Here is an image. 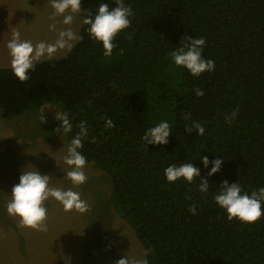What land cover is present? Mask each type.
<instances>
[{
	"label": "trees",
	"instance_id": "obj_1",
	"mask_svg": "<svg viewBox=\"0 0 264 264\" xmlns=\"http://www.w3.org/2000/svg\"><path fill=\"white\" fill-rule=\"evenodd\" d=\"M101 3L117 6L116 0H82V7L94 17ZM124 4L134 16L114 40L111 57L82 23L72 50L38 62L27 82L11 68L0 69L1 116H20L56 98L73 124L71 140L76 125L86 121L81 152L87 164L111 177L112 207L144 251L153 250L149 264H264V215L255 224L229 221L214 199L224 181L239 183L249 195L264 187V0ZM186 36L206 40L202 55L215 61L214 72L193 77L176 66L170 53ZM186 113L189 120L182 118ZM105 117L115 128H105ZM161 121L171 127L168 144H145V132ZM195 122L205 127L204 136L187 131ZM217 159L224 161L221 170L209 176ZM183 163L208 180L207 193L199 191V178L167 181L164 170Z\"/></svg>",
	"mask_w": 264,
	"mask_h": 264
},
{
	"label": "rangeland",
	"instance_id": "obj_2",
	"mask_svg": "<svg viewBox=\"0 0 264 264\" xmlns=\"http://www.w3.org/2000/svg\"><path fill=\"white\" fill-rule=\"evenodd\" d=\"M53 13L51 0H0V69L11 68L7 44L15 31L33 45L55 43L58 32L68 28L80 37L82 15L64 25L63 17L53 19ZM53 23L55 31L49 27ZM77 42H71L73 47ZM72 48L59 50L51 60L63 58ZM57 112H66L65 107L51 98L20 116L4 119L0 114V264H116L125 253L132 259L143 257L144 247L134 229L112 207L111 177L87 164L86 183L74 187L67 178L70 169L64 157L71 139L55 119ZM32 167L50 177V187L79 192L90 211L65 212L50 198L45 202L47 232L20 227L19 217L8 214L7 204L22 170H35Z\"/></svg>",
	"mask_w": 264,
	"mask_h": 264
},
{
	"label": "clouds",
	"instance_id": "obj_3",
	"mask_svg": "<svg viewBox=\"0 0 264 264\" xmlns=\"http://www.w3.org/2000/svg\"><path fill=\"white\" fill-rule=\"evenodd\" d=\"M117 6L110 9L107 3H101L98 13L93 17L89 10H82V0H51V7L54 10L53 19L56 16L63 17L64 25H71L76 15H82V23L88 25L87 31L90 36L98 42H101L104 48V56L111 57L113 50L116 48L114 40L124 30L130 28L131 19L134 16L132 8L125 6L124 0H116ZM50 30L55 31V23L51 24ZM127 38H131L130 36ZM81 39L71 28L58 32V39L55 43L39 42L35 45L31 41L21 40L19 31L12 33V38L7 44L11 55V68L14 75L25 83L30 79L29 72L35 71L37 62L43 59L51 60L59 50L71 49V42ZM206 45L204 38L185 37L182 46L176 48L170 53L177 67L186 68L193 77H199L204 73L215 71V61L203 58V49ZM197 97H203V89H195ZM238 116V110L233 111L230 116H226L227 124H231ZM185 120L191 118L190 113L182 117ZM55 119L62 124L63 134L73 131V124L69 119L67 112H57ZM42 123H46L45 116L41 117ZM105 128H115V123L111 118L105 117ZM76 127L79 132L72 138L67 146V154L64 157V163L69 166L66 172L67 178L72 182L74 187H79L86 183L87 175L84 171L87 166V159L82 154V143L88 137V127L86 121H81ZM193 129L197 130L199 136L205 134V127L199 122H195L187 131L191 133ZM60 129L56 130L57 134ZM171 134V127L167 121H161L157 126L149 128L142 137L145 144L167 145L168 138ZM95 138L92 143H95ZM202 162L207 168L209 160L203 157ZM224 161L217 159L212 161L209 176H214L221 170ZM22 170L20 183L13 186L11 200L7 204V212L10 216L19 217V226L29 228L37 232H47V208L45 202L54 198L62 206L65 212H78L85 214L90 211L87 201L81 199L79 192L71 189L62 190L50 187V177L41 175L38 169ZM166 179L170 183H175L181 178L189 184L193 183L196 178L200 179L199 191L207 193L209 190L208 180L201 176L198 168L192 163H183L179 166L173 164L164 170ZM190 198V197H189ZM215 203L222 209L226 210L229 221L239 219L245 224H255L258 222L264 212H262V202H264V187L258 191H253L251 195L243 192L239 183L229 185L224 181L222 188L214 197ZM190 211L196 214V206L192 205ZM153 250L148 249L143 253V257L132 259L125 253V258L119 259L116 264H149L148 255Z\"/></svg>",
	"mask_w": 264,
	"mask_h": 264
}]
</instances>
